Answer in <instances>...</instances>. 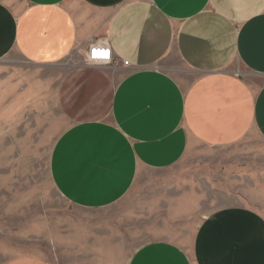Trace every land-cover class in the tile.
Here are the masks:
<instances>
[{"label":"crops","instance_id":"1","mask_svg":"<svg viewBox=\"0 0 264 264\" xmlns=\"http://www.w3.org/2000/svg\"><path fill=\"white\" fill-rule=\"evenodd\" d=\"M98 43L113 65L87 63ZM6 59L80 65L81 105L102 99L103 116L68 128L50 157L56 191L83 211L114 207L143 174L173 169L193 145L228 147L251 134L264 142V0H0ZM170 209V232L127 264H264L259 211L191 215L178 199Z\"/></svg>","mask_w":264,"mask_h":264},{"label":"rangeland","instance_id":"2","mask_svg":"<svg viewBox=\"0 0 264 264\" xmlns=\"http://www.w3.org/2000/svg\"><path fill=\"white\" fill-rule=\"evenodd\" d=\"M81 67L0 63V264L23 256L127 264L144 242L170 232L177 199L191 215L231 205L264 215V142L256 134L228 147L193 145L173 169L143 174L109 209L69 205L50 177L53 147L68 128L104 110L98 97L81 105Z\"/></svg>","mask_w":264,"mask_h":264},{"label":"built area","instance_id":"3","mask_svg":"<svg viewBox=\"0 0 264 264\" xmlns=\"http://www.w3.org/2000/svg\"><path fill=\"white\" fill-rule=\"evenodd\" d=\"M87 63L90 65H94V64H109V65H113L114 59L112 57V51L110 48H108L107 45L103 44V43H98L93 45L90 49H89V54H88V58H87ZM125 66H128L129 63H124Z\"/></svg>","mask_w":264,"mask_h":264}]
</instances>
